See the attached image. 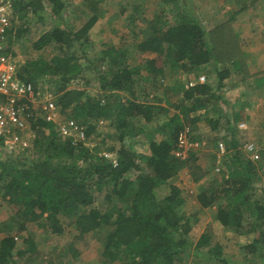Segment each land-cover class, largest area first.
Here are the masks:
<instances>
[{
  "label": "trees",
  "instance_id": "16d2710c",
  "mask_svg": "<svg viewBox=\"0 0 264 264\" xmlns=\"http://www.w3.org/2000/svg\"><path fill=\"white\" fill-rule=\"evenodd\" d=\"M45 9L54 23L33 42V48L40 51L52 46L56 53L51 57L39 54L29 57L17 76L32 82L35 90L37 79L48 78L58 94L56 104L68 110L67 118L74 119L83 130L84 140L62 137L53 122L35 114L28 120L27 147L7 150L0 138V192L15 207L12 221L18 224L16 233L25 229V223L38 222L43 217L51 232L61 233L60 218L65 217L80 235L103 225L111 227L102 251L108 262L187 264L188 256L198 255L206 264H232L222 256L220 245L212 244L211 235L206 232L192 241L190 227L177 211L183 201L176 186L170 185L164 197L157 193L161 184L184 167L190 168L192 175L198 171V175L205 173L198 166L194 151L188 149L183 159L176 156L177 136L184 123L193 120L188 113L205 108L215 98L210 93L211 86L203 81L187 88L179 85L181 99L174 106L178 111L172 114L151 99L149 87L176 72H191L206 64L215 66L220 61L221 56L216 55L220 53H214L208 43V33L201 21L193 13L177 12L171 22L163 18L149 22L136 51L153 56L134 64L123 45H110L92 56L86 44L88 31L98 14L93 12L75 28L65 20L64 0H12L10 18L13 13L21 19L27 12L35 14ZM27 28L25 23L18 24L14 30L10 25L7 54L13 41L20 39ZM217 75V86L221 87L228 71L217 70ZM76 79L84 85L97 82L98 91L91 94L85 88L69 87ZM156 118V127L145 129ZM103 120H108L112 128L108 137L112 141L110 145H105L103 140L88 139L96 124ZM225 124L232 127L228 119ZM217 128L216 123L210 126L211 130ZM146 131H150L146 135L148 153L142 154L132 149L135 140L130 138L147 134ZM229 136L224 154L226 170L201 190L196 199L203 208L219 203L216 220L236 233L243 230L253 233L250 246L261 254L264 193L259 195L253 182L262 162L257 166L240 154L237 139L233 134ZM108 152L114 154L115 165L104 156ZM192 177L194 181L199 178ZM96 200L106 204L103 210L94 205ZM12 221L2 228L0 264H20L18 258L27 250L16 248L10 232ZM25 242L28 250H32L31 240Z\"/></svg>",
  "mask_w": 264,
  "mask_h": 264
},
{
  "label": "rangeland",
  "instance_id": "374dc122",
  "mask_svg": "<svg viewBox=\"0 0 264 264\" xmlns=\"http://www.w3.org/2000/svg\"><path fill=\"white\" fill-rule=\"evenodd\" d=\"M3 1L5 0H0ZM8 1L12 6V0ZM64 2L65 20L75 28L80 27L93 12L98 14L97 21L88 31L89 42L86 44L87 51L92 56H97L101 49L110 45L116 47L123 45L128 49L129 60L134 64L153 56L136 51V44L143 38L142 31L149 22L156 18L171 22L177 12L193 13L201 21L208 33V43L213 46L214 53H220L216 54L219 58L221 56L220 61L215 66L206 64L199 70L176 72L172 77L150 84L149 87L151 99L167 107L169 114H172L178 111L174 106L181 99L179 85L187 88L203 81L211 86L210 93L215 98L210 100L205 108L189 112L188 116L193 120L184 123V127L188 128V141L193 143L189 150L194 151L198 166L205 170V173L198 175V171L193 174L199 177L194 181L190 168L184 167L174 177L161 184L157 193L164 197L169 193L170 185L176 186L179 198L183 201L177 211L189 225L193 242L206 232L211 235L212 244H219L222 256L232 264H264V247L259 248L262 252L259 254L258 249L250 246L253 233H247L246 230L236 233L224 228L215 218L219 203L203 208L196 199L201 190L208 188L209 183L220 178L221 172L226 170L227 160L224 154L230 136L229 133L222 131V125H225L228 118L232 128H235L233 136L238 141L237 149L240 154H244L241 146L245 142H252L258 152V159L254 163L259 166L261 161L262 164L256 170L253 186L259 195L264 193V0H64ZM44 6L48 7L46 3ZM49 17L47 9L35 14L27 12L21 19H18V14L13 13L11 19L13 30L21 23L27 24L28 27L20 39L13 41L8 52L16 64L17 72L33 55L51 57L56 53L52 46H46L40 51L33 48V42L39 35L52 27L54 20ZM226 67L229 73L221 81V87H218L217 70L223 71L227 69ZM35 83L39 93L34 101V107L41 106L43 98L49 97L59 110L60 119H66L68 110H63L61 105L56 104L58 94L54 93L52 82L42 77ZM69 87L85 88L91 94L98 91L97 82L91 81L90 84L84 85L80 79L71 81ZM162 117L165 118L164 115ZM214 119L217 121H213ZM160 120L161 118L158 121ZM209 120H212V123ZM240 122L245 123L244 129H238L237 125ZM108 123V120L98 122L95 132L91 133L88 139L93 142L103 140L105 145L112 144L108 138L112 128ZM213 123L218 125L216 130L210 129ZM156 124L157 118L145 129L153 130ZM149 133L150 131L130 138L135 140L132 146L134 151L148 153L146 135ZM25 136L29 137L27 130ZM157 136L159 137L158 134ZM218 142L223 144L224 151L217 149ZM94 205L103 210L106 204L96 200ZM15 214V207L10 205L0 192V238L4 235L3 226L11 222ZM41 223H44V226ZM242 223L245 225L246 221ZM12 224L10 232L14 235L16 248H27L18 258L20 264H122L121 261L108 262L102 255L105 236L111 230L108 225L80 235L72 221L65 217L60 218L61 233L51 232L44 217L38 222L25 223V229L20 233L15 231L18 226L16 221H12ZM26 239L31 240L32 250H28ZM188 257L187 264L192 262L206 264L198 255Z\"/></svg>",
  "mask_w": 264,
  "mask_h": 264
},
{
  "label": "built area",
  "instance_id": "2783aa9c",
  "mask_svg": "<svg viewBox=\"0 0 264 264\" xmlns=\"http://www.w3.org/2000/svg\"><path fill=\"white\" fill-rule=\"evenodd\" d=\"M11 8L8 0L0 2V138L4 148L11 151L28 146L25 132L28 129V120L34 114L53 122L61 136L69 137L74 141L83 140V130L74 119L61 120L60 112L51 98L44 97L41 106L35 108L33 104L39 92L35 90L32 82L17 76L16 64L6 53L7 30L11 25ZM237 126L238 129H244L246 125L240 122ZM188 137V128L184 127L177 136L179 150L176 156L184 158L187 150L193 147ZM217 144V149L224 151L223 144L221 142ZM241 149L252 162L258 159V152L252 142H245ZM104 156L115 165L116 160L113 153H104Z\"/></svg>",
  "mask_w": 264,
  "mask_h": 264
},
{
  "label": "crops",
  "instance_id": "0c3cea01",
  "mask_svg": "<svg viewBox=\"0 0 264 264\" xmlns=\"http://www.w3.org/2000/svg\"><path fill=\"white\" fill-rule=\"evenodd\" d=\"M213 25H214V23H213ZM220 25H221V24H220ZM214 27H215V26H214ZM214 27H213V28H214ZM210 28H212V27H210ZM210 28H209V29H210ZM214 29L216 30V28H214ZM217 29H218V28H217ZM215 30H214V31H215ZM226 68H227V69H224V70H227V71H228V67H226ZM228 73H229V71H228ZM224 78H225V77H224ZM224 78H223V79H224ZM223 79H222V81H223ZM226 118H228V116H226ZM228 120H229V123L231 124L229 118H228ZM226 128H230V127L226 126V124H225V125H222V131H223V132H226V133H229L228 135H231L230 132L233 134V132L235 131V128H232V127H231L230 129H226Z\"/></svg>",
  "mask_w": 264,
  "mask_h": 264
}]
</instances>
